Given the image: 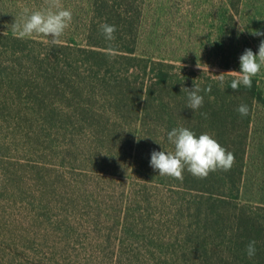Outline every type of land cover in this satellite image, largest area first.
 <instances>
[{"label": "rangeland", "instance_id": "1", "mask_svg": "<svg viewBox=\"0 0 264 264\" xmlns=\"http://www.w3.org/2000/svg\"><path fill=\"white\" fill-rule=\"evenodd\" d=\"M48 2L0 0V264H195L212 243L190 251L191 234L212 229L196 194L138 172L152 152L135 145L126 85L161 59L234 79L264 40V0H59L72 21L58 44L17 38L15 18ZM105 22L117 28L111 52ZM253 78L242 198L264 205V65Z\"/></svg>", "mask_w": 264, "mask_h": 264}, {"label": "trees", "instance_id": "2", "mask_svg": "<svg viewBox=\"0 0 264 264\" xmlns=\"http://www.w3.org/2000/svg\"><path fill=\"white\" fill-rule=\"evenodd\" d=\"M124 12V16L119 13L116 16L121 18L122 24L129 23L130 27L133 16H130V11L124 9ZM143 71L148 77L138 87L126 85L128 91L137 89V150L141 151L138 148L142 145L148 147L146 154L153 150H172L167 132L184 126L197 136L204 132L211 134L222 147L235 155V163L229 171L211 172L206 179H198L187 170L182 181L160 176L147 159H141L139 163L138 172L144 182L156 185L166 180L173 181L171 186L176 192L196 194L193 196L195 215L200 216L201 222L210 224L212 234L205 236L199 231L193 232L191 236L195 243L189 249L199 251L209 240L212 245L208 249L210 254L203 249L195 264H264V205H253L242 198L244 155L252 107L258 95L255 78H252L251 88L241 85L238 91H233L230 79L224 80L221 87L218 78L203 70L187 69L182 65L177 70L175 64L162 59L150 60ZM194 83L200 86L204 97L203 106L195 112L187 107V93L181 91L182 87L191 89ZM209 86L211 91H204ZM242 103L250 109L246 117L236 111ZM203 203L207 206L201 211ZM252 240L256 241V254L249 258L246 246Z\"/></svg>", "mask_w": 264, "mask_h": 264}, {"label": "clouds", "instance_id": "3", "mask_svg": "<svg viewBox=\"0 0 264 264\" xmlns=\"http://www.w3.org/2000/svg\"><path fill=\"white\" fill-rule=\"evenodd\" d=\"M72 21V12L65 9L59 3V0H49L47 7L39 10H29L25 8L19 19L15 18L12 23V32L17 38L30 37L33 34L43 35L49 38V43L56 45L60 42V37L70 26ZM100 31L106 41L109 42V51L111 52V42L116 37L117 28L115 25L101 23ZM255 35H264L259 31ZM240 70L231 71L236 76L231 81V89L238 91L243 85L245 88H251L253 77L261 70L264 65V40L259 44L258 53L245 49L239 57ZM197 67H200L197 64ZM218 77L219 84L223 87V73L215 75ZM181 91L187 93V107L194 112L200 109L204 103V97L201 95L202 89L194 83L191 89L182 87ZM204 91H211L209 86ZM143 99V97H142ZM236 111L242 117L249 115V106L240 104ZM202 115H206L201 113ZM167 139L173 146L172 150L155 151L151 153L150 166L158 171L160 176H169L177 180H183L185 170L198 179H206L211 172L217 170L229 171L235 163V155L222 147L211 134L204 132L197 136L195 132L179 126L172 128L167 132ZM256 241L252 240L246 246V253L249 258L256 254Z\"/></svg>", "mask_w": 264, "mask_h": 264}]
</instances>
